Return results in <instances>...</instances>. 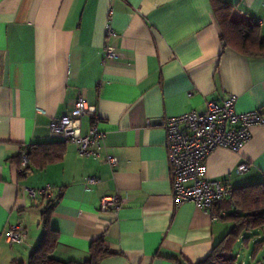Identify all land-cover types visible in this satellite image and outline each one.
Listing matches in <instances>:
<instances>
[{
  "label": "crops",
  "instance_id": "crops-1",
  "mask_svg": "<svg viewBox=\"0 0 264 264\" xmlns=\"http://www.w3.org/2000/svg\"><path fill=\"white\" fill-rule=\"evenodd\" d=\"M220 1L249 14L264 42V0ZM221 34L212 0H0V232L17 223L28 230L23 245L0 241V264H30L49 202L56 262L89 261L97 239L110 252L99 264H196L212 254L233 227L231 197L215 206L213 215L227 212L216 221L175 204L162 122L229 95L236 112L264 117V57L229 48ZM107 46L117 58L104 62ZM79 98L104 133L100 158L81 157L50 133V121ZM92 124L82 119L81 133ZM250 134L239 152L208 156V179L232 191L264 182V125ZM106 155L118 159L115 168ZM243 163L249 170L239 173ZM45 188L51 197L37 201L27 192ZM114 194L125 199L121 208L101 212V199ZM245 234L264 240V228ZM243 239L231 247H241L240 264L264 263V249L254 260Z\"/></svg>",
  "mask_w": 264,
  "mask_h": 264
},
{
  "label": "built area",
  "instance_id": "built-area-1",
  "mask_svg": "<svg viewBox=\"0 0 264 264\" xmlns=\"http://www.w3.org/2000/svg\"><path fill=\"white\" fill-rule=\"evenodd\" d=\"M259 25V24H258ZM106 35L114 37L115 32L108 24ZM117 54L107 46L104 62L114 60ZM237 97L229 95L221 102H207L202 112H188L183 115L167 118L162 122L166 131V151L172 186V195L176 205L191 203L200 210L219 220L227 216L226 211L213 215L217 204L230 198L232 190L223 182L210 180L206 177L205 161L216 149H226L239 152L250 139L251 128L264 125V117L258 111L238 113L235 110ZM92 118L93 124L88 132L81 133V120ZM98 117L93 107L87 105L83 98H79L72 110L49 123L50 133L62 142L72 143L81 157L100 158L105 149L104 133L98 126ZM148 125L151 122L147 123ZM104 161L110 168L118 165V159L106 155ZM26 166V159L22 167ZM249 170L248 164L237 167L239 173ZM95 178H88L87 184H97ZM28 195L34 201L51 197L50 188L33 190L27 189ZM125 199L118 194L105 195L101 199V212L116 213ZM231 212L237 216L240 211L232 205ZM28 238V230L17 223L0 232V241L8 245H23Z\"/></svg>",
  "mask_w": 264,
  "mask_h": 264
},
{
  "label": "trees",
  "instance_id": "trees-1",
  "mask_svg": "<svg viewBox=\"0 0 264 264\" xmlns=\"http://www.w3.org/2000/svg\"><path fill=\"white\" fill-rule=\"evenodd\" d=\"M212 5L214 15L222 31L221 40L224 44L243 54L264 57V42L259 38L258 26L254 19L227 2L212 0ZM31 152L32 148H29L25 159L29 160ZM21 160L19 157L20 162ZM231 202L240 213L228 218L232 220L233 227L222 242L225 244L222 245L221 243L215 246L210 256L196 264H235L237 257L231 251V247L241 235L244 236L242 243L245 247L251 244L250 256L252 259L256 260L262 256L264 240L254 242L256 235L247 236L245 233L248 231L254 233L264 228V182L233 190ZM52 207L53 203L49 202L42 212L43 235L38 248L31 256L30 264H99L104 258L110 256L103 239H97L90 244V260L87 262L63 263L51 259L50 254L57 241V234L49 226ZM227 248L228 251H226Z\"/></svg>",
  "mask_w": 264,
  "mask_h": 264
},
{
  "label": "rangeland",
  "instance_id": "rangeland-1",
  "mask_svg": "<svg viewBox=\"0 0 264 264\" xmlns=\"http://www.w3.org/2000/svg\"><path fill=\"white\" fill-rule=\"evenodd\" d=\"M233 251V254H238L239 252V254H241L242 253V249H241V247L239 246V244H236L235 245V247H234V250H232ZM243 259H245V256H243L242 254L241 255H239V257L237 258V260H236V264H240V262L243 260ZM261 264H264L263 262L261 263Z\"/></svg>",
  "mask_w": 264,
  "mask_h": 264
}]
</instances>
